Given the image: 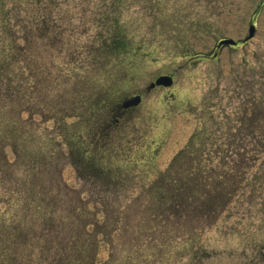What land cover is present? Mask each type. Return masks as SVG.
I'll return each mask as SVG.
<instances>
[{"label":"rangeland","instance_id":"obj_1","mask_svg":"<svg viewBox=\"0 0 264 264\" xmlns=\"http://www.w3.org/2000/svg\"><path fill=\"white\" fill-rule=\"evenodd\" d=\"M112 17L129 53L91 55ZM42 19L48 30L40 39ZM252 24L255 34L245 40ZM223 39L237 44L219 47ZM74 73L80 76L69 80ZM165 74L171 87L147 89ZM111 85L120 89L107 96L118 94L108 114L117 133L113 149L92 169L77 168L64 139L79 129L84 138L97 131L88 118L102 119L103 112L90 116L88 106ZM136 94L141 103L121 111ZM261 96L264 0H0V264H66L73 246L86 244L76 229L95 215L106 223L101 261L264 264V188L249 181L251 174L264 177ZM44 105L52 111L44 114ZM66 109L74 116L60 123ZM197 135L178 175L190 180L212 166L207 183L215 194L204 198L218 204V166H232L246 180L213 221L194 214L165 219L150 184ZM37 200L44 211L34 212ZM193 229L200 235L194 250Z\"/></svg>","mask_w":264,"mask_h":264},{"label":"trees","instance_id":"obj_2","mask_svg":"<svg viewBox=\"0 0 264 264\" xmlns=\"http://www.w3.org/2000/svg\"><path fill=\"white\" fill-rule=\"evenodd\" d=\"M47 20L42 19L40 22V28L38 26L39 22L36 23V30L40 31L38 32L41 34L40 39H43L42 37L44 34L42 32L48 30L47 26ZM109 27H107L106 32L107 35L104 37L103 33L102 36H99L98 48H95L94 46H91V55L94 52V49L96 51L100 52V50L104 49V51L101 54H105V58L108 60L113 59V56H118L120 57L124 53H129V41L126 39L124 34H121L120 30L121 27H119V19L118 18H113L109 21ZM105 27V26H104ZM105 32V33H106ZM28 39V37H26ZM26 39V40H27ZM94 45V44H93ZM24 49V48H23ZM110 52H109V50ZM11 49H8L10 52ZM93 50V51H92ZM108 51V53H107ZM113 53V54H109ZM117 54V55H116ZM96 60V58H94ZM93 60V62H94ZM96 63V62H95ZM93 65V64H91ZM105 64L103 67L100 68V71H104ZM86 67H84L85 69ZM83 69V68H82ZM60 70V69H59ZM79 71H77L78 73ZM89 75L90 72L87 70ZM61 75L63 76V70H60ZM74 73L73 76L74 78H70L69 80H75L80 76L79 74ZM108 73V72H106ZM110 74V73H109ZM108 74V76H109ZM66 76V75H64ZM69 77V76H68ZM25 78H28L26 76ZM80 80V79H79ZM11 81V79L9 80ZM77 81V80H76ZM46 89V86H45ZM26 90V87H25ZM116 90H120L119 87H114V86H107L102 92L104 99L101 100H96L93 102L92 100L90 101L91 107L88 106L90 110H93V114L90 116L95 115L97 112L99 113L100 111L103 112L102 119L100 116L98 119L92 117L88 118L89 122L94 128H97V131L91 132L87 137L84 138L82 135V129H79L75 136L65 138L64 143L66 147L70 150L69 157L72 160V163L78 168L79 166L83 167V169H92V165L94 166L95 163H97L96 158H99V160H103V156L108 150V153L110 154L111 149L114 144V135L117 134L115 133L114 127H112V121L108 118V114L111 113V111H115L117 101H115L113 98H116L118 94H113L109 97L108 94H110V91L115 93ZM27 91V90H26ZM47 91H50V89L47 88ZM47 92V93H50ZM261 101L259 102L260 105H264V96L260 97ZM80 108L85 107L84 99H81L79 102ZM53 109V108H52ZM40 111H44V114L49 113V111H52L47 108L45 105L39 107ZM56 111L55 109H53ZM86 112V111H85ZM75 111L69 112V109H66V112L62 115H59L57 118L60 121V123L63 121V119H67L68 117L74 116ZM56 118V117H55ZM86 121H83L81 123H85ZM80 126V125H79ZM86 130V128H85ZM13 134H16V130L12 129ZM199 135V133H198ZM197 136H193V138L189 141L190 146L186 147L183 151L185 153L180 152L178 157L170 164V167L167 171L163 172L158 181H155L154 183L150 184L149 188V194H155L157 196L156 200H153L154 204L159 205L160 207V214L159 216H164L165 219H170V217L173 215V218L175 216L176 219L181 221L184 216H190L191 214H194L195 217H200V218H206L207 223L210 222L212 219L215 220V218L222 213V211L227 207L228 204L231 203V200L235 197V194L233 192H237L236 189L240 188V183L244 182L246 179L242 178L239 174V171H234L232 166H225V167H220L218 166V172H219V182H220V188L217 190V194H221V204H218L214 199H208L204 198V195H211L215 194L214 192H210L209 188V183H207V179L210 178L212 175V172L214 168H211L212 166H209V168H204L206 171H204L202 168H200L197 172L191 173L196 175L195 177L190 176V180H186L184 176H180L177 174V170H180L179 164L182 159L184 154L186 153L189 156V150L191 147H193V143L196 142V139L198 138ZM95 138V139H94ZM95 141H94V140ZM199 139V138H198ZM197 139V140H198ZM16 145V144H15ZM93 146V148H91ZM198 146V145H197ZM195 147V146H194ZM15 148V152L18 155L17 152V147ZM261 152L264 155V146L261 147ZM50 153H52L51 150H48ZM101 152H105L103 155H101ZM233 154L232 152L229 151L228 155ZM253 158L258 159L259 156L256 154H253ZM99 161V162H100ZM37 164V165H36ZM40 165V163H35V166L33 169L37 168ZM200 167V166H199ZM198 167V168H199ZM228 167V169H227ZM100 168H103V165H100ZM179 168V169H178ZM182 168V167H181ZM197 168V169H198ZM104 169V168H103ZM196 169V170H197ZM210 169V170H209ZM222 169H226L223 171ZM236 169V168H235ZM211 174V175H210ZM88 175V174H87ZM86 175V177H87ZM232 178V181H228V178ZM261 174L258 176L256 174H251L249 181H252V187L255 188V190H261L264 188V184L262 182H258L260 180ZM245 179V180H244ZM264 180V177L262 178ZM238 184V186H237ZM218 186V185H217ZM240 192V191H238ZM35 202V201H34ZM42 201L37 200L35 202L34 206V212H41L43 210V206L41 204ZM199 203V204H198ZM193 205V209L191 210V206ZM208 207V208H207ZM96 217V218H94ZM92 218V221H89L86 219V221L82 224V228L76 229L77 234L79 235L78 238L83 237V235L86 237L85 241L83 243H86L85 246H79L77 247L76 245L73 246V250L71 254L69 255V258L66 259V264H114V260L112 259H105L104 261H101V259H98V254L100 251V245H101V240L98 238L99 235L102 234L103 229L106 227V223H101L100 220H98L97 215H95ZM174 218V219H175ZM212 220V221H213ZM167 221V220H166ZM8 226V225H7ZM23 230L19 231V234H17L18 241L17 243L20 245V236L23 234ZM193 236H191L190 242L188 241V244L190 245L193 250L195 249L194 243L191 244V242L197 241L199 238V234L193 229L192 232ZM7 237L9 239L11 236L8 234ZM106 237L108 240L111 242L112 246V238L111 234H106ZM90 240V244L89 241ZM7 254L8 251H6ZM9 259H13L12 255H9ZM61 261H64V259Z\"/></svg>","mask_w":264,"mask_h":264},{"label":"water","instance_id":"obj_3","mask_svg":"<svg viewBox=\"0 0 264 264\" xmlns=\"http://www.w3.org/2000/svg\"><path fill=\"white\" fill-rule=\"evenodd\" d=\"M249 32L247 37L245 38V40H249L253 37L254 33H255V28L254 25L252 24L249 28H248ZM236 44V41H232L230 39H223L221 41H219L218 46L221 47L223 45H228V46H233ZM173 80L171 78V76L169 75H163V76H158L155 78V80L153 82H151L150 84H148L147 89H154L156 86H161V87H170L172 86ZM141 101V96L136 95L132 98H128L125 101H123L120 105V107H122L123 109L126 108H130V107H136V105H138Z\"/></svg>","mask_w":264,"mask_h":264}]
</instances>
